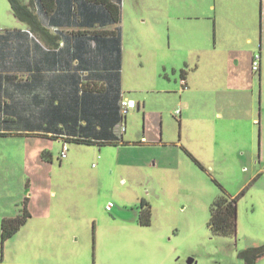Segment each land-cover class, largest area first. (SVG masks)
<instances>
[{"label": "rangeland", "instance_id": "obj_1", "mask_svg": "<svg viewBox=\"0 0 264 264\" xmlns=\"http://www.w3.org/2000/svg\"><path fill=\"white\" fill-rule=\"evenodd\" d=\"M209 2L227 14L236 0H121L122 93L141 107L129 109L120 131L132 141L144 130L149 140L162 137L150 162L136 163L138 144L67 141L62 157L56 138L15 129L0 135V264H247L241 252L264 243L259 124L245 120L235 142L221 132L198 137L194 126L187 133L175 113L184 66L173 39L184 31L177 17L202 13ZM255 2L264 17V0ZM15 23L9 1L0 0V29ZM253 78L255 115L264 121V76ZM223 189L238 196L234 235L208 225ZM142 198L148 225L138 221ZM25 211L2 241V220ZM253 264H264V255Z\"/></svg>", "mask_w": 264, "mask_h": 264}, {"label": "crops", "instance_id": "obj_2", "mask_svg": "<svg viewBox=\"0 0 264 264\" xmlns=\"http://www.w3.org/2000/svg\"><path fill=\"white\" fill-rule=\"evenodd\" d=\"M34 1L39 8V3ZM56 4L55 13L39 16L48 23L50 33L57 36V45L46 43L35 32L28 33L29 26L21 20L12 28L0 30L2 107L16 120L17 132L36 134L39 119L57 117L70 103L69 97L74 87L77 88L76 73L84 70L90 85L88 91L93 86V92L84 93L79 99V111L85 114V109H91L94 118L100 119L91 126L90 133L120 137L115 146L138 144L141 151L134 160L140 164L150 162L147 156L155 146L166 143L162 137L157 140L151 135L155 138L149 140L144 130L140 141L124 139L120 124L110 131V116L105 117L116 115L118 101L127 98L122 93V37L118 46L116 33L108 32L120 23H108L105 9L85 0H57ZM257 5L255 0H236L235 4H229V13L221 14L219 5L209 2L200 9L202 13L177 17L184 31L176 33L173 39L176 48L184 52V66L179 72L180 88L174 89L178 94L175 113L179 110L176 114L187 133L194 126L192 133L198 137L221 132L239 142L244 121L249 120L259 124L260 145L264 148V121L255 115L253 105V75L260 82L264 76V17L257 14ZM73 7L77 22L73 21ZM256 52L260 54V63L258 71H253ZM172 70L175 72V67ZM166 78L170 81L168 75ZM59 103L61 107H57ZM140 107L136 102L134 108L138 111ZM103 126L105 130L101 132ZM56 139L63 141L61 137ZM158 161L159 158H154L152 163Z\"/></svg>", "mask_w": 264, "mask_h": 264}, {"label": "trees", "instance_id": "obj_3", "mask_svg": "<svg viewBox=\"0 0 264 264\" xmlns=\"http://www.w3.org/2000/svg\"><path fill=\"white\" fill-rule=\"evenodd\" d=\"M11 6V9L15 16H17L21 21L25 22L29 26L28 33L35 32L43 41L48 43L49 41L52 44L57 45L58 38L56 35L50 33V30L44 21L43 17L39 16H50L56 11V2L57 0H36L39 3V8L35 6L34 0H8ZM93 4L101 5L108 17V23L110 24H119L121 20V0H85ZM72 17L74 22H77V11L72 8ZM1 30V29H0ZM108 32L116 33V40L118 46L121 42V31L120 26H116ZM2 35L0 34V40L2 41ZM119 53V52H118ZM61 69V68H59ZM58 69V70H59ZM118 71L120 67L118 64ZM77 85L74 87V92L71 93L69 97L70 103L66 105L63 111H59L57 117L52 119L41 118L38 120V127L35 128L37 135H44L51 138L61 137L63 142L74 141L77 143L83 144H96L98 146L102 145H118L121 140L120 137L114 135L110 137H100L90 133L92 130V125L94 127L95 123H99L100 119L96 120L94 118L92 110L88 108L85 109L86 113L81 114L80 109V98L84 96V93L93 92V86L90 87L88 91V82L87 76L84 74V70L77 71ZM2 90V89H1ZM0 90V100H2L3 94ZM80 92V93H77ZM68 99V100H69ZM121 100V99H120ZM120 100L118 101V112L106 115L105 117L110 116L109 130L114 127L116 124L124 123L125 116L120 113ZM57 107H61L59 103ZM86 108V107H85ZM106 121V118L103 117L102 122ZM83 122H85L83 124ZM9 129H16V120L12 117V114L8 113L6 109L2 107L0 103V135H5L7 133H12ZM89 130V133H88ZM101 129V132H104ZM102 134V133H101ZM104 135V134H103ZM195 159V158H194ZM197 162V161H196ZM199 164V163H198ZM237 199L238 196L233 197L228 195L223 189L221 194L218 195L210 206V217H209V227L210 229L217 234L221 235H234L236 233V211H237ZM139 215L138 221L143 225L150 224V204L142 198L139 204ZM29 214L25 211L22 217L19 218H4L1 222V239L4 241L10 237L17 229L18 226L24 221L25 217ZM264 255V243L248 248L241 252V256L245 259L247 264H253L255 259Z\"/></svg>", "mask_w": 264, "mask_h": 264}, {"label": "built area", "instance_id": "obj_4", "mask_svg": "<svg viewBox=\"0 0 264 264\" xmlns=\"http://www.w3.org/2000/svg\"><path fill=\"white\" fill-rule=\"evenodd\" d=\"M259 63H260V54L258 52L254 53L253 59H252V69L253 71H258L259 69ZM182 85H185L184 78H181ZM135 107V102L132 99L128 98H121L120 100V113L121 115H126L130 108ZM176 113H179V110L176 111ZM123 123H121L122 125ZM62 157H66V144L64 143L63 149H62Z\"/></svg>", "mask_w": 264, "mask_h": 264}, {"label": "water", "instance_id": "obj_5", "mask_svg": "<svg viewBox=\"0 0 264 264\" xmlns=\"http://www.w3.org/2000/svg\"><path fill=\"white\" fill-rule=\"evenodd\" d=\"M139 210H140V208H139ZM138 215H139V213H138ZM190 261H192V259H190Z\"/></svg>", "mask_w": 264, "mask_h": 264}]
</instances>
